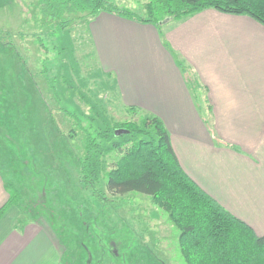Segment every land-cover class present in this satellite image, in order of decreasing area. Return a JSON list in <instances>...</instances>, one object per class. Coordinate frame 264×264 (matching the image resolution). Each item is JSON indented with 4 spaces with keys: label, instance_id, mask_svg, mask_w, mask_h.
Returning <instances> with one entry per match:
<instances>
[{
    "label": "crops",
    "instance_id": "crops-1",
    "mask_svg": "<svg viewBox=\"0 0 264 264\" xmlns=\"http://www.w3.org/2000/svg\"><path fill=\"white\" fill-rule=\"evenodd\" d=\"M164 26L100 13L88 30L98 65L121 105L161 119L183 170L264 235V25L206 8ZM8 198L0 174V207ZM19 214L11 205L0 217V264H60L47 224L15 228Z\"/></svg>",
    "mask_w": 264,
    "mask_h": 264
},
{
    "label": "rangeland",
    "instance_id": "rangeland-1",
    "mask_svg": "<svg viewBox=\"0 0 264 264\" xmlns=\"http://www.w3.org/2000/svg\"><path fill=\"white\" fill-rule=\"evenodd\" d=\"M111 1L144 16L148 0ZM0 2V174L12 193L14 184L21 188L25 207L63 245L60 264H186L178 228L148 195L111 194L105 175L104 197L80 186L77 158L84 154V133L63 109L85 120L95 104L113 123H139L144 116L121 105L113 78L99 68L91 22L76 18L64 30H52L55 20L79 13L36 20L28 0ZM119 154L103 157L106 170Z\"/></svg>",
    "mask_w": 264,
    "mask_h": 264
},
{
    "label": "trees",
    "instance_id": "trees-1",
    "mask_svg": "<svg viewBox=\"0 0 264 264\" xmlns=\"http://www.w3.org/2000/svg\"><path fill=\"white\" fill-rule=\"evenodd\" d=\"M0 6L3 3L0 2ZM28 6L36 20L45 15L54 20L61 13H79L77 17L55 20L52 30H64L76 18L90 23L103 12L154 24L160 30L169 21H181L206 8L247 14L264 25V0H148L143 4L144 16L111 0H28ZM36 39L45 48L42 38L37 35ZM4 45L12 47L10 42ZM57 50L62 54L60 47L57 46ZM93 53L96 57L95 50ZM57 57L60 63L64 62L63 55ZM178 64L185 73L187 65L181 60ZM51 85L53 90L57 89L55 79ZM95 106L92 105L85 120L63 109L84 133V154L77 158V178L82 188L104 197L100 185L105 175V188L111 194L138 191L148 195L178 228V244L186 264H264V235L256 234L251 226L224 208L183 170L160 118L144 113L139 123H113ZM47 116H51L50 108ZM114 151L120 153L119 157L106 170L103 157ZM19 188L14 184L13 193L8 188L9 198L0 207V217L9 206H17L20 214L13 224L23 229L36 216L25 207L26 201Z\"/></svg>",
    "mask_w": 264,
    "mask_h": 264
}]
</instances>
